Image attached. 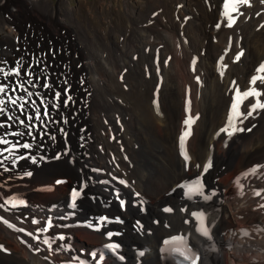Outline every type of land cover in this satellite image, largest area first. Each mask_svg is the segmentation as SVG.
<instances>
[{
	"label": "bare ground",
	"instance_id": "1",
	"mask_svg": "<svg viewBox=\"0 0 264 264\" xmlns=\"http://www.w3.org/2000/svg\"><path fill=\"white\" fill-rule=\"evenodd\" d=\"M143 1L72 14L86 45L70 62L30 25L20 51L0 46V159L10 169L0 172V264H175L164 242L175 232L195 264H264V109L253 111L262 84L243 95L264 58V24L242 26L256 20L233 0ZM14 24L0 17V34L13 36Z\"/></svg>",
	"mask_w": 264,
	"mask_h": 264
},
{
	"label": "rangeland",
	"instance_id": "2",
	"mask_svg": "<svg viewBox=\"0 0 264 264\" xmlns=\"http://www.w3.org/2000/svg\"><path fill=\"white\" fill-rule=\"evenodd\" d=\"M8 1H9V8L8 9L0 8V17L1 18L4 17L5 19L9 20L10 23H13V22L15 23L14 25L10 26V27H13L14 35L5 38L6 36H4V34L1 33L0 34V46H3L6 51L12 48H13L12 50L20 51L25 45L24 39L26 38L24 36L25 34L27 36L28 30L30 29V26H32L36 31H38L37 35L40 38L38 43L43 44L45 47L54 50L57 54L61 55L68 62H70L73 59H77L79 56L80 47L86 45V44H83L76 35L75 29L72 24V14L79 12V13H92L94 15H99L100 13L107 11L106 9L107 6L112 7L115 4L114 2L115 0H33L32 3H26L24 0H8ZM133 1L135 4L137 3L140 5L144 3L143 0H133ZM254 2L255 1L253 0H249V4H239V11H240V8L242 7L244 11H247L250 13V15L253 17L252 18L253 20H256V22L253 23L252 21V23L250 22V24L248 23L249 21H246L245 23L243 22L244 24L242 23V26L245 25L251 29H256L257 26H261L264 24V2H262L261 4H255ZM10 9H12V12L10 11ZM108 10H110L111 12H115L113 9H108ZM15 26H18L19 30H17ZM241 27L239 28V36L241 35V31H242ZM239 49H240L239 50L240 52L239 53L240 54L239 64H240L242 61L241 60L242 51L240 47V42H239ZM10 56L11 55L9 54L8 60L6 62H2L4 63L3 68L4 67L8 68L9 63L13 62L14 57L13 56L10 57ZM260 63L264 65V58L257 61V66H259L258 69L261 67ZM32 66H33V63L32 65L30 64V67ZM71 67H72L73 72H76L75 66H71ZM12 69L14 68H10V70ZM263 73L264 72L261 73L260 71H256V72L254 71L253 74L251 75L252 76L254 75L255 77H259V76L264 77ZM259 74H262V75H259ZM251 75L247 77L243 88L248 91L250 89H257L259 86L257 83L259 82V84L260 83L262 84V87L264 89V86H263L264 79L262 80L257 79L258 81H256L255 85H253L250 81L251 79L248 81V79L252 77ZM19 88L22 89V86H19ZM24 91H27V90H24ZM30 92L33 95L37 94V91H34V90L33 91L30 90ZM250 98L252 99V97H249V99ZM0 139L5 141V138L3 136H0ZM40 139H43V137ZM3 144L4 143H0V145H3ZM23 154H27V156H25L24 159H23ZM29 157H30V153L28 151H25L22 153V155L19 156L18 159H20L19 161H25ZM21 158L23 160H21ZM5 167L6 166L3 165L2 159H0V172H3V173L10 172V169L5 168ZM59 178L65 179V182L62 183L64 181L63 180L61 182L62 183L61 185L67 184L68 179L66 177L60 176L57 179ZM217 179L218 180L216 182V185L222 186L223 185L222 181L218 182L219 177H217ZM195 186L196 185L194 184L193 187ZM76 190L77 189L75 190L71 189V191L73 192ZM73 192L71 194H73ZM166 203H170V202L166 201ZM17 206H19V203L17 204ZM99 213L107 214L106 212L105 213L99 212ZM133 221L134 220L130 221L129 226H131V223H133ZM116 228L121 231L123 230L121 224H118ZM175 233H179L182 235L184 234L180 232H175ZM111 241L122 243L121 238L112 239ZM140 244L141 243H136L135 245L138 246V248L140 249V247H143V245L141 244L142 245L141 246ZM87 247H89V249L92 248V246H88V245ZM86 253L87 252H85L84 255L81 254V256L87 258L88 254ZM123 253L126 255L124 251ZM104 256H106V254ZM91 264H94L93 259H92Z\"/></svg>",
	"mask_w": 264,
	"mask_h": 264
},
{
	"label": "snow or ice",
	"instance_id": "3",
	"mask_svg": "<svg viewBox=\"0 0 264 264\" xmlns=\"http://www.w3.org/2000/svg\"><path fill=\"white\" fill-rule=\"evenodd\" d=\"M249 3V0H233V3L231 5V8H232V11H236V5L238 4H248ZM227 7V6H226ZM226 16L228 17V26L231 27L234 23H235V19L233 18V16L231 15V12H228L226 11ZM242 55V53H241ZM236 59L238 60L239 59V56L236 57ZM258 71L260 72H264V65H262ZM17 75H19V73H17ZM257 79H264V77H253L252 79V84L255 85ZM47 86V85H45ZM5 89L3 86H0V93H4ZM28 95H31V93L29 92ZM244 97H248V96H259L260 93L255 91V89H252L248 92H245L244 94ZM57 96H59V93L57 94ZM0 103H3V101H0ZM12 103H15V101H12ZM236 105L234 104L233 105V110L235 111L236 109ZM255 108H262L264 109V104H261L259 101H257V103L255 104V106L253 107V111H255ZM4 109L0 108V113L3 112ZM47 112L44 113L45 116H47ZM248 115H251V112L248 113ZM41 117L39 115H37L35 117V119L39 120ZM28 119L31 121L32 117H28ZM186 123H188L190 125L191 121H186ZM230 123H231V117H230ZM229 135H231L232 133H228ZM188 133H185V136H187ZM5 141L3 140H0V143H4ZM24 148H28L29 145L28 144H24L23 145ZM185 158L187 159V156H185ZM209 167L211 166L210 164L208 165ZM206 170V169H205ZM194 190L193 186L189 185L188 186V192L191 193L192 191ZM195 190H198V189H195ZM257 195H260V193H257ZM80 196V192L79 191H74L73 192V201H75V199L77 197ZM19 204H23V201H19L18 202ZM12 204V207H16L17 206V202L16 201H12L11 202ZM74 206V205H73ZM165 211H170V209H165ZM198 219L200 220V228H199V231L201 232L202 235L204 236H208L209 235V232H208V229L207 227H205L204 225V217H203V214L201 213L199 216H198ZM46 230V229H45ZM45 244L48 243L47 240L44 241ZM112 247H115V246H112ZM188 257H185V259H187ZM193 264H195V262L193 261Z\"/></svg>",
	"mask_w": 264,
	"mask_h": 264
}]
</instances>
